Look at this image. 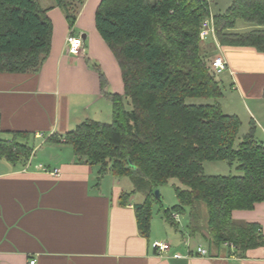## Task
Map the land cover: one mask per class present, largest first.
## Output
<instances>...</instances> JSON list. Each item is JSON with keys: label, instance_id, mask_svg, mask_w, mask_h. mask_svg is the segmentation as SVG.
I'll list each match as a JSON object with an SVG mask.
<instances>
[{"label": "trees", "instance_id": "trees-1", "mask_svg": "<svg viewBox=\"0 0 264 264\" xmlns=\"http://www.w3.org/2000/svg\"><path fill=\"white\" fill-rule=\"evenodd\" d=\"M55 2L73 29L84 0ZM204 6L202 0H101L95 28L118 63L123 95L105 94L110 123L86 120L62 143L76 159L98 167L99 179L110 173L131 180L133 191L121 199L123 204L134 193L143 195L135 208L142 237H148L152 206L160 202L154 191L176 179L183 188L174 186L176 206L160 208L165 222L174 228L173 215L187 213L191 236L245 255L264 247V238L257 224L235 222L231 214L264 203V143L253 128L240 138V120L218 104L222 88L199 40ZM238 21L260 29L231 33ZM213 22L221 46L264 52V0H231ZM51 37L52 24L38 0H0V73L36 74ZM100 82L104 87L101 73ZM188 99L214 103L189 105ZM3 133L0 160L14 165L30 156L32 149L19 140L31 134L8 132L7 140ZM49 141L60 142L53 136ZM206 162H225L239 175L205 176Z\"/></svg>", "mask_w": 264, "mask_h": 264}, {"label": "crops", "instance_id": "crops-1", "mask_svg": "<svg viewBox=\"0 0 264 264\" xmlns=\"http://www.w3.org/2000/svg\"><path fill=\"white\" fill-rule=\"evenodd\" d=\"M100 1L84 0L80 8L73 32L85 36L84 54L75 57L66 54L71 28L55 0H38L52 24L46 60L36 74L0 73L1 138L9 140L8 132L29 133L27 141L19 142L32 149L14 165L0 160V264H28L32 259L35 264H264V247L239 255L191 236L187 215H173V228L159 210L155 218L152 214L148 237H142L135 208L143 203V195L134 193L123 204L121 199L133 191L131 180L110 173L99 179L98 167L76 159L62 143L86 120L107 123L112 107L105 94L123 95L118 63L95 28ZM230 3L227 0L215 14L224 13ZM256 29L238 21L230 32ZM204 45L213 48L209 62L217 56L227 62V70L216 77L223 93L218 100L222 112L240 120V135L253 128L255 139L264 143V52ZM52 136L60 142L51 143ZM231 215L235 222L257 224L264 238V203ZM155 243L168 244L169 250L159 255ZM198 247L208 255L198 256Z\"/></svg>", "mask_w": 264, "mask_h": 264}, {"label": "built area", "instance_id": "built-area-1", "mask_svg": "<svg viewBox=\"0 0 264 264\" xmlns=\"http://www.w3.org/2000/svg\"><path fill=\"white\" fill-rule=\"evenodd\" d=\"M205 2L204 11L207 13V16L201 23L199 31V40L201 43L211 42L215 48H219L220 44L218 43L215 36V28L213 22V13H212V0H202ZM66 54L70 56L79 57L84 54V42L82 36L74 35L73 29L69 32L66 38ZM210 72L214 76H219L227 70V62L221 56L214 57L208 64ZM54 176L58 175V171L52 173ZM154 248L156 249L157 254L162 255L169 250L168 244L155 243ZM229 248L233 249L230 245ZM197 254L200 257H206L208 255L207 251L201 247L197 248ZM28 264H35V260H29Z\"/></svg>", "mask_w": 264, "mask_h": 264}, {"label": "rangeland", "instance_id": "rangeland-1", "mask_svg": "<svg viewBox=\"0 0 264 264\" xmlns=\"http://www.w3.org/2000/svg\"><path fill=\"white\" fill-rule=\"evenodd\" d=\"M225 1L227 2V0H212V13H213V15L215 13H217L219 11V9H223L224 4L226 3ZM204 44H207V43H205V42L201 43V45L205 47L206 45H204ZM212 49L213 48H211V47L205 48L207 53H210L212 51ZM215 77H217V76H215ZM213 103H214L213 100H207V101L203 100V99H188V100H186V104H189V105H211ZM129 109H130V107L128 108V110ZM110 121H111V119L107 123H110ZM239 137L241 138L242 134ZM48 156L49 155L46 154L45 157H48ZM203 175H205V176H228V175L237 176V175H239V173L234 169V166L230 167L225 162H216V163L206 162L203 165ZM128 184L129 185L131 184V187L133 185V183H131V181H129ZM174 186H181L182 187V185L176 179H171L167 182L166 185L157 189L160 202L154 203L152 206V212H153L152 214H153L154 218L158 215V211L160 210L161 207L164 209H171L172 207H174L178 204V201H177V199L175 197V193H174ZM137 192H139V191H137ZM138 194H140V193H138ZM185 215H187V213ZM180 216L182 217L183 215H180ZM157 233H159L158 230H157ZM204 245H205V247H207V244H204Z\"/></svg>", "mask_w": 264, "mask_h": 264}, {"label": "water", "instance_id": "water-1", "mask_svg": "<svg viewBox=\"0 0 264 264\" xmlns=\"http://www.w3.org/2000/svg\"><path fill=\"white\" fill-rule=\"evenodd\" d=\"M82 39H85V36H82ZM154 195H155V197H157V198L159 197V194H158V191H157V190L154 191Z\"/></svg>", "mask_w": 264, "mask_h": 264}]
</instances>
